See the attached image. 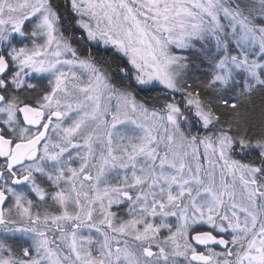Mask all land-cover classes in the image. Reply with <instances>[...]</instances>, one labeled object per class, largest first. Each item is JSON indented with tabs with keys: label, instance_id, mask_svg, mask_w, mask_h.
I'll list each match as a JSON object with an SVG mask.
<instances>
[{
	"label": "snow or ice",
	"instance_id": "snow-or-ice-1",
	"mask_svg": "<svg viewBox=\"0 0 264 264\" xmlns=\"http://www.w3.org/2000/svg\"><path fill=\"white\" fill-rule=\"evenodd\" d=\"M0 264H264V0H0Z\"/></svg>",
	"mask_w": 264,
	"mask_h": 264
}]
</instances>
